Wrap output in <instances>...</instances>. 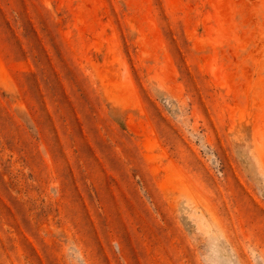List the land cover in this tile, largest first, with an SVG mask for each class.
Returning <instances> with one entry per match:
<instances>
[{
	"label": "rangeland",
	"instance_id": "374dc122",
	"mask_svg": "<svg viewBox=\"0 0 264 264\" xmlns=\"http://www.w3.org/2000/svg\"><path fill=\"white\" fill-rule=\"evenodd\" d=\"M0 264H264V0H0Z\"/></svg>",
	"mask_w": 264,
	"mask_h": 264
}]
</instances>
